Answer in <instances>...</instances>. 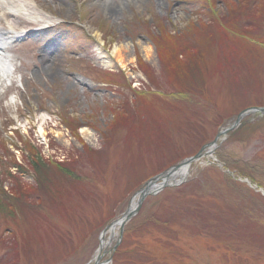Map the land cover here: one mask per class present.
Segmentation results:
<instances>
[{"label": "rangeland", "instance_id": "374dc122", "mask_svg": "<svg viewBox=\"0 0 264 264\" xmlns=\"http://www.w3.org/2000/svg\"><path fill=\"white\" fill-rule=\"evenodd\" d=\"M37 1L0 61V264H264L259 112L107 228L264 107V0ZM120 43L135 61L111 68Z\"/></svg>", "mask_w": 264, "mask_h": 264}, {"label": "bare ground", "instance_id": "6f19581e", "mask_svg": "<svg viewBox=\"0 0 264 264\" xmlns=\"http://www.w3.org/2000/svg\"><path fill=\"white\" fill-rule=\"evenodd\" d=\"M37 6H40L41 8L44 9L43 4L40 1L37 0H32V3L29 0H0V56H4V53H6L9 49V46L5 44V41H9L12 39H15L16 36L9 31L8 29H6V26L8 27V25H33L34 22L27 20L26 18H23L21 15L25 14V15H33V14H37ZM111 14L114 13L113 10L109 11ZM48 21V20H46ZM49 22V21H48ZM14 24V25H13ZM53 27L52 24H49L39 30H36L34 32L35 37H37V33H41L42 31L46 32L48 30H50ZM5 40V41H4ZM140 46L142 48V52L143 55L145 56V58L147 60H151V58L153 57V53H154V47L151 45V43H140ZM57 48V46H52V48H48L49 50ZM102 49V47H101ZM51 56H53V53H50ZM8 58V57H6ZM41 61H45L43 58ZM135 61V56L133 54V52L131 53L129 51V46L126 45L125 43L123 44H115L113 46L112 52H111V60L108 61L106 64L109 67H113L114 65H118L122 68H126L129 63L134 62ZM42 64V62H41ZM43 66V64H42ZM46 67V65H44L41 68ZM47 70L51 71L50 67H46ZM41 72V71H40ZM53 73V72H52ZM82 133L84 134V136L89 137L92 133L89 127L84 126L82 128ZM208 156V155H207ZM188 173V169L186 167H181L180 169H178L172 176L167 178V182L169 181H176V179H178V177H185L186 174ZM138 201V197H134V199L132 200L130 206H129V210H133L137 204ZM119 221L115 222L113 224V226L110 228V232L111 233H116L117 232V228L119 226ZM106 244V240L103 241V246H105Z\"/></svg>", "mask_w": 264, "mask_h": 264}, {"label": "water", "instance_id": "95a60500", "mask_svg": "<svg viewBox=\"0 0 264 264\" xmlns=\"http://www.w3.org/2000/svg\"><path fill=\"white\" fill-rule=\"evenodd\" d=\"M257 110H259L262 113H264V108H257ZM245 113H246V111L242 112L237 117V120L230 127L226 128L225 130H223L220 133H218L217 137L211 143L203 146L197 154H195L194 156H191V157H189L187 159H184L180 164H177V165L171 167L169 170L163 172L162 174H160V175L152 178L150 181H148L138 191V195H137L138 201H137V204H136L135 208L133 210H129V208H128V210L117 220V221H119L118 223H119L121 232L123 231V228H124L125 224L128 221H130L138 213V211H139V209L141 207V204L143 203V201L147 197V195H149V194H157L165 185H168L167 178L172 176L181 167H186L189 170V168H190V166H191V164L193 162L199 161L204 156L212 153L214 151V149L217 147V143H218V140H219L220 136L223 135L224 133H226L227 131H229L230 129L234 128L239 123L240 119L242 118V116ZM207 148H208V150L206 151ZM159 179H163V182L160 185H157L156 182ZM117 221H115V222H117ZM113 224H111L107 228L110 229L113 226ZM102 246H103V244H102ZM95 264H100L99 263V257H98V259H97Z\"/></svg>", "mask_w": 264, "mask_h": 264}]
</instances>
